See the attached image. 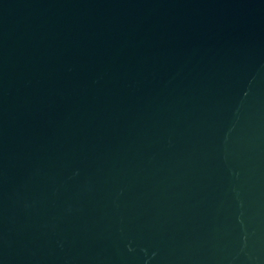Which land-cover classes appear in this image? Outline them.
<instances>
[{"label": "water", "instance_id": "water-1", "mask_svg": "<svg viewBox=\"0 0 264 264\" xmlns=\"http://www.w3.org/2000/svg\"><path fill=\"white\" fill-rule=\"evenodd\" d=\"M0 264H264V0H0Z\"/></svg>", "mask_w": 264, "mask_h": 264}]
</instances>
